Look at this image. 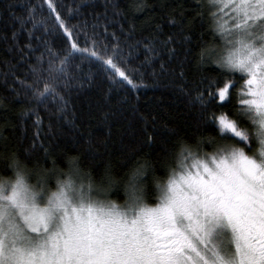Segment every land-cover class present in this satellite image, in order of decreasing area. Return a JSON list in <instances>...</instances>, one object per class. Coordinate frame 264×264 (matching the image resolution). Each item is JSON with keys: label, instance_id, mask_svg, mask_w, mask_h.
Returning <instances> with one entry per match:
<instances>
[{"label": "snow or ice", "instance_id": "1", "mask_svg": "<svg viewBox=\"0 0 264 264\" xmlns=\"http://www.w3.org/2000/svg\"><path fill=\"white\" fill-rule=\"evenodd\" d=\"M197 2L212 41L192 48L186 46L190 36L178 39L168 34L166 39L143 41L144 56L148 64L165 54L183 56L176 73L182 81L184 64L195 66L201 79L195 95H187L199 108L197 128L211 127L214 135L201 134L194 144L177 138L165 148L164 160L154 161L148 154L137 159L144 144L131 146L121 161L128 167L121 205L108 198L121 183L110 161L97 180L81 167L83 153H61L53 159L45 143L55 134L51 120L47 130L42 120L35 122L23 157L19 147L9 148L0 131V264H264V0ZM130 7L142 10L147 3L133 0ZM176 22L169 18V23ZM180 23L183 27V19ZM97 47L94 43L93 49ZM72 48L88 53L87 47L80 49L75 43ZM107 51L105 47L104 54L89 55L133 85L120 67L123 52L112 49L106 56ZM67 61L65 56L61 67L54 68L49 60L46 77L53 84L46 82L43 90L28 85L34 98L58 101L56 118L67 117V100L59 90V85L68 89L73 83L64 67ZM42 63L41 56L32 67L37 85L45 77ZM205 68L216 76L205 75ZM166 70L161 63V74ZM234 99L239 106L223 111ZM148 124L145 121L144 143H155V117L151 132ZM205 145L210 152L203 151ZM104 146L106 142L97 147L89 141L88 151L100 154ZM46 159H51V168L40 163ZM57 159H63V168L57 167ZM157 162L165 170L164 178L155 176ZM150 168L152 182L145 180ZM51 176L56 177L54 189L49 186ZM153 195L158 201L154 207L148 202Z\"/></svg>", "mask_w": 264, "mask_h": 264}, {"label": "trees", "instance_id": "2", "mask_svg": "<svg viewBox=\"0 0 264 264\" xmlns=\"http://www.w3.org/2000/svg\"><path fill=\"white\" fill-rule=\"evenodd\" d=\"M132 3L133 0H0V131L7 137L9 148L19 147L23 157L24 149L35 134V122L42 120V126L47 130L51 120L55 134L47 137L45 143L54 153L53 159L61 153L71 156L83 153L81 167L91 171L97 180L110 161L115 179L121 183L108 198L121 205L126 198L123 182L128 171L121 161L131 146L144 144L137 159L148 154L154 161L158 157L164 160L165 148H171L177 138L194 144L201 134L204 137L214 135L211 127L207 131L197 128L199 108L193 107L187 95L189 91L195 95L196 83L201 79L195 66L184 64L186 77L182 81L176 73L183 56L169 58L165 54L162 60H153L152 64H148L144 56L143 41L166 39L168 34L178 39L181 35L190 36L191 42L186 46L192 48L197 42L212 41L207 18L201 19L197 12V0H146L147 7L142 10L131 8ZM57 16L61 19L57 20ZM170 17L176 19L175 25L169 23ZM22 23L24 27H21ZM61 23L65 27H60ZM73 43L80 49L87 47L88 53L76 51L72 48ZM94 43L99 47L93 49ZM105 47L108 50L106 56L111 55L112 49L123 52L120 67L133 79V85L122 81L119 74L102 60L89 55L92 51L104 54ZM180 51L178 48L177 52ZM41 56L43 63L40 66L45 70V77L37 85L32 67ZM65 56L68 61L64 67L73 83L68 89L59 85L61 95L67 100V117L56 118L58 101L51 97L38 100L34 98L32 88L43 90L46 82L53 84L46 77L48 62L51 59L54 68H60ZM161 63L167 65L163 74ZM203 73L216 76V72L208 68L203 69ZM238 106L234 99L232 105H226L222 110L230 111ZM26 110L27 115H22ZM153 117L156 142L147 144L144 143L147 139L145 121L149 122L151 132ZM89 141L97 147L106 142V146L97 154L88 151ZM203 151L210 152L211 148L205 145ZM37 155L42 157L44 154L38 152ZM40 163L52 167L51 159ZM131 164L129 160V166ZM57 167H64L63 159H57ZM155 168V176L164 178L166 173L159 162ZM145 180L152 182L151 168ZM55 185L56 177L51 176L49 186L54 189ZM149 189L154 194V183H150ZM148 202L153 206L158 201L153 195Z\"/></svg>", "mask_w": 264, "mask_h": 264}, {"label": "rangeland", "instance_id": "3", "mask_svg": "<svg viewBox=\"0 0 264 264\" xmlns=\"http://www.w3.org/2000/svg\"><path fill=\"white\" fill-rule=\"evenodd\" d=\"M240 75V74H239ZM242 84H243V82H242ZM156 205V204H155ZM155 205H153V207L155 206Z\"/></svg>", "mask_w": 264, "mask_h": 264}]
</instances>
